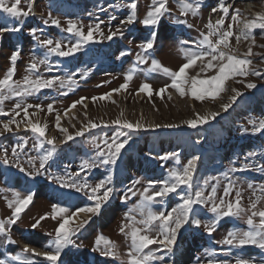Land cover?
I'll list each match as a JSON object with an SVG mask.
<instances>
[{
  "label": "rangeland",
  "instance_id": "1",
  "mask_svg": "<svg viewBox=\"0 0 264 264\" xmlns=\"http://www.w3.org/2000/svg\"><path fill=\"white\" fill-rule=\"evenodd\" d=\"M27 2L35 8H31L30 14L21 17L20 21L27 18V22L30 23L26 25L31 30L36 29L37 32L44 31V28L53 31L34 37L28 34L31 30L25 28L26 30H23L25 35L20 38L23 43L18 42V39L15 40L13 34L0 32V78H3L7 69L11 67L9 59L11 53L19 48L21 51L13 79L22 81L27 74L26 68L34 59L46 58L47 64L39 65V74L44 78L54 75L64 78L71 75L74 83L64 87H60L57 83L54 87L41 89L23 98L9 96L3 104L5 114H0V121L3 122H7L15 111H20L15 109L18 102L22 107L25 104L33 106L27 109L31 116L25 117L24 112L20 111L15 117L16 121L20 122L18 128L16 124H12L11 132L0 135V152L8 149L9 158L13 147L27 141L23 149H18L20 163L27 172L35 171L28 163V157L42 156L51 148L47 143L41 144L42 138L37 133L19 132L23 126L27 127L29 120L46 126V136L54 137L58 143L62 142L55 144L56 150L53 156L39 175L30 176L27 172L20 171L15 164L5 165L0 161V219L11 216L12 210L8 207V200L12 199L13 193L18 192L22 197L29 191L33 193L32 202L20 214L17 222L8 226L7 234H0V245L11 242L15 243V249L19 248L17 256L22 258L19 264H24L28 259H31L33 264H49L42 256L23 252L19 243L24 242L28 247L40 252L48 250L45 245L52 239V235L49 234H54L58 220L48 216L35 229L32 225L41 216L51 212L52 204L58 203L75 211L76 208L95 203L94 200L88 199L84 191L77 192L74 188L61 187L56 179H49V176L67 178L72 173L78 172L85 160H95L99 163L97 160L99 149L96 145L99 144L100 148H104L102 141L106 138L110 141L118 131L129 132L131 139L122 149L116 164L85 169L78 178L74 177L79 183L87 181L88 184L95 186L111 174L112 182L108 186L112 187L114 192L110 200L102 205L99 214L93 215L89 224L73 236L76 246L70 245L64 249L58 264H122V259L105 257L99 252L92 251L96 237L102 234L115 242L122 258L126 257L130 237L122 234L120 227L122 223L127 222L125 213L138 205L141 199L139 191L147 186L149 180L166 179L170 169L182 167L193 156L199 157L194 173L193 190L202 187L207 195L211 192L212 185H215L217 197H221L224 195V188L231 180L235 187L228 199L234 201L236 191H240L242 204L249 207L250 201L264 197V193L260 191V186L264 185V130L253 131V122L258 124L264 119V29L253 30L252 38L255 43L243 37L239 41L236 39L239 29L244 26V21L253 19L257 13L264 12V0H224L225 6L229 7L227 15L222 11L211 12L214 5H218L215 8H219V0H199L201 7L196 15L192 13L181 15L178 0H167L169 11L155 26H145L142 23L152 0H136V20L124 26H121L120 22L132 11L128 7L132 0H21L19 6L24 11L29 10ZM237 9L240 13L239 22H233L231 16ZM38 10H43L46 17L58 19L59 26L55 28L46 26L43 23L45 17L42 16L36 17L35 23L29 26L33 22L32 15L40 14ZM110 17H115V20H110ZM221 17L225 18L224 29L229 24L233 26V36L229 38V43L231 49L235 50L234 54L243 58L249 47L252 48V54L248 57L252 61L250 68L261 72L259 77L249 74L246 77L229 78L225 82L224 91L215 98L207 97L200 101L190 92L181 96L171 86V78L163 71H150L153 58L163 67L173 71L178 70L186 63L181 49H195L196 44L202 39L201 33L206 34L208 31L206 25L209 20L215 24L216 21L213 20ZM12 19L13 17L0 10V27L14 29L16 24ZM70 19L80 21L84 32H87L89 25L103 21L100 27L104 36H107L110 30L115 31L117 28H120L123 35L108 40L99 33H94L100 40L98 43H91L97 45L95 48L87 46L85 49L86 44H84L73 56L57 55L54 60H58L49 63L48 58L51 60L54 55L48 56L47 47L41 45L39 41L44 39H52L54 43L61 41L62 48L67 50V47L75 43L77 37L66 32V28H58L67 27V21ZM178 21H186V23ZM153 31L157 36L153 49L149 50L150 56L147 62L136 64V55L140 52L138 45L150 38ZM216 38V36L212 37L213 40ZM185 41L188 43H182ZM121 52L126 54L121 56ZM207 59L205 58L204 63ZM204 63L197 61L195 65L186 69V75L197 80L214 76L217 71L215 68L201 71ZM134 64L136 68L132 78L126 81V75L133 70ZM249 82L254 83L256 87L248 88L246 85ZM145 83L150 85L151 94L148 91H138ZM121 85L126 86L121 88ZM162 87L165 91L158 95ZM114 89L119 91H113ZM233 89L242 94L237 96L234 102L230 99L235 95ZM109 93L110 96L101 98ZM82 97L85 99L73 107L76 112L63 117L62 115L73 102L80 101ZM93 97L96 99L93 100ZM38 104L41 105L40 109L35 107ZM49 104L53 105L51 112L47 108ZM224 104H231V107L225 110L222 107ZM210 113H218V115L196 128L184 123L196 118L197 114L205 116ZM57 114L60 116V127L67 129L68 134L73 136L72 140H66L65 134L57 129ZM117 119L133 124L139 122L145 127L131 131L119 129L117 125L112 124V121ZM89 121L100 126L88 128L82 136H76L75 133L88 125ZM149 125H160V127H148ZM167 125L178 126L167 127ZM62 144L65 145L60 146ZM167 153H177L178 156L162 159L161 157ZM130 158H137L141 163L146 159L147 163L159 168L162 174L159 178H153V174L142 175L137 170L139 169L137 160L125 165V161ZM244 165L248 167L245 168ZM35 167H39V160ZM116 176L117 182H115ZM205 180L208 181L207 185L204 184ZM137 181L140 183H136ZM249 183L253 188H248ZM133 186H135L133 190L137 191L135 196L128 193V189ZM178 191L187 192L189 189L181 186ZM100 194L102 193H98ZM126 194L128 199L125 202L123 197ZM159 200L160 202H154L152 205L156 211H168L180 203L176 193ZM210 207L211 204L195 205L197 217L202 221L211 219L214 214L209 211ZM134 215L140 219L138 211ZM88 216L86 212L80 213L79 219H87ZM76 222L78 223L79 220ZM234 228L247 230L246 217L221 218L211 235L203 226L196 227L189 223L181 228L183 230H179L173 252H157V256H162L163 260L157 259L151 264H173L176 249H181L188 258L182 264H207L209 259H212L214 264H222V262L236 264L237 259L240 258L250 260L252 264H264V249L253 245L235 247L221 243L227 232ZM127 231L129 230L126 229ZM150 247L155 249L158 246Z\"/></svg>",
  "mask_w": 264,
  "mask_h": 264
},
{
  "label": "snow or ice",
  "instance_id": "2",
  "mask_svg": "<svg viewBox=\"0 0 264 264\" xmlns=\"http://www.w3.org/2000/svg\"><path fill=\"white\" fill-rule=\"evenodd\" d=\"M20 2L21 0H11V2L10 0H0V10L17 20L21 17H27L30 14L32 4L29 3V10L24 11L19 6ZM178 3L181 15H187L188 13L196 15L201 7L199 0H192V2H189V0H178ZM128 7L132 9V11L125 20L120 22L121 26H124L125 24L130 25L136 20V0H132ZM219 10L225 15L229 13V7L225 6L224 0H219ZM168 11L167 0H152V4L142 23L145 26H155L159 23L161 17ZM211 12H217V8L213 7ZM239 15V10H235L231 16L232 21L239 22ZM224 19V17H221L215 22V24L209 20L206 25L208 31L206 34L201 33L202 39H200L199 43L196 44L195 49H181L186 58V63L181 65L178 70L173 71L163 67L157 59L153 58L151 60L150 71H163L171 78V86L175 88L181 96L190 92L193 97L200 101L207 97L215 98L219 93L224 91L225 82L229 78L236 76L246 77L249 74L259 77L261 72L250 68L252 61L248 57L252 54L251 47H249L248 52L243 58L234 54L235 50L231 49L229 43V38L233 36V26L232 24H229L227 25V28L224 29ZM110 20H115V17H110ZM43 22L44 24H48L49 20L45 19ZM178 22L186 23V21ZM51 23L59 26L60 21L56 18H51ZM103 23V21H98L94 25H89L88 30L85 33L80 21H73L71 19L68 20L65 31L73 34L77 37V39L75 40V43L71 44L70 47H67V50L62 48L61 41H55L54 43L52 39H44L40 40L39 43L47 47L49 53H54L61 57H67L79 51L84 44L94 41L96 39L94 33H99L101 37L108 40L113 39V37L117 35H123L120 28H117L115 31L110 30L109 34L104 36L100 27ZM256 28L264 29V12L257 13L253 19L244 21V26L239 29V35L236 36L237 41L243 37L244 39H251L252 43H255L252 38V32ZM5 30L7 29L0 27V32H4ZM13 30L19 31L20 29L15 28ZM36 31V29L31 30V34L34 37L36 35ZM156 36L157 33L153 31L150 38L138 45L140 52L136 55V64H145L147 62L150 56L149 50L153 49ZM213 36H216L217 38L213 40ZM182 43L188 42L185 41ZM20 51L21 50L17 48L11 53L9 58L11 67L7 69L3 78H0V114H5L3 104L9 96L23 98L32 95L34 92H39L41 89L54 87L57 83H59L60 87H64L65 85L70 86L74 83L71 75L64 78L58 75L44 78L41 74H39V65L47 64L46 58L41 60L34 59L26 68L27 74L23 77L22 81L13 79L16 70L15 65L20 55ZM125 54V52L120 53L121 56H124ZM205 58H208L206 63H204ZM197 61L204 63L201 71L215 68L217 70L216 74L206 79L199 80L195 77H188L186 75V69L195 65ZM214 61L216 63H213ZM136 64L133 65V70L129 71L126 75V81L132 78ZM48 70L50 71V69ZM125 86L126 85H121L120 87L124 88ZM185 86H187V88ZM246 86L248 88L256 87V85L251 82L247 83ZM113 91H119V89H114ZM138 91H148L149 94H151L150 85L145 83ZM164 91L165 88L162 87L157 94L159 95ZM233 91L235 92V95H233L230 99L234 102L237 96L242 94L235 89H233ZM107 96H110V93L105 94V96H102L101 98L103 99ZM83 99L85 98L82 97L80 101L73 102L70 107H75L76 104L81 103ZM95 99L96 98L93 97V100ZM29 107L33 106L25 104L22 107L19 102L15 105V109L23 111L25 117H28L29 115L27 110ZM35 107L40 109L41 105L38 104L35 105ZM222 107L227 110L231 107V104H224ZM47 108L49 112L53 111L52 104H49ZM20 111H15L14 115H12L7 122L0 121V124H2L0 135H3L5 132H11L12 124H16L17 128L19 127L20 122L16 121L15 117L20 114ZM217 115L218 113H210L205 116L197 114L196 118L184 121V123L192 128H196L198 125L207 123L210 119H215ZM112 124L117 125L119 129H128L130 131L139 130L145 127L139 122L133 124L128 121L121 122L119 119L112 121ZM253 124V131L264 130V119L260 120L258 124L256 122H253ZM99 126L100 125L89 121L88 125L76 132L75 135L82 136L84 131L88 128H96ZM176 126L178 125H167V127ZM27 127L42 138L40 141L41 144L47 143L48 145H51V148L42 156L28 157V163L33 166L35 170L34 173L27 172L19 160L20 153L18 152V149H23L27 141L17 144L11 149V158H9L8 149H3V151L0 152V161H2L5 165L15 164L20 171L27 172L30 176L33 174L39 175L41 174V170L45 169L48 160L53 156V153L56 150V145L54 143L55 138H48L46 136V126H41L38 123H32L29 120ZM56 127L65 134L66 140L73 139V136L68 134L67 129L60 127L59 114L56 116ZM148 127H160V125H149ZM130 139L131 136L129 132L118 131L110 138V141L107 138L102 141L104 148H100L99 144L96 145L99 149L97 152V160H99V163L95 160H85L82 163L80 170L76 173H72L67 178L49 176V179H56L61 187L74 188L77 192L84 191L85 195L88 196V199L94 200L95 203L91 206L76 208L75 211H72L70 208L62 206L58 203L52 204L51 212L41 216L32 225L35 229L41 221L46 219L48 216L54 220H58L54 234H49L52 235V239L45 245V248L48 250L44 252H37L36 249L29 248L26 245L23 248V252L32 253L36 256H42L49 262V264H58L63 250L70 245L76 246L73 236L89 224L93 215L99 214L102 205L106 204L110 200L114 189L108 186L112 182L111 174L105 177L104 180L96 183L95 186L88 184L87 181L79 183L78 179H74V177L78 178L80 173L85 169L116 164L122 149L125 148ZM249 155L253 154L249 153ZM177 156V153H167L161 158L168 159L169 157ZM198 159L199 157L193 156L182 167L170 169L166 179L159 181L149 180L147 181V186H145L142 191H139L141 199L138 205L129 209V211L125 213V221L127 222L122 223L120 227V232L130 237V245L128 247L126 257L122 258L118 245L102 234L96 237L95 245L92 251L99 252L105 257L122 259V264H151L152 261L157 259L163 260L162 256H157V252H173V248L177 241V234L185 225L191 223L196 227L203 226L206 232L211 235L217 228L220 219L224 217H233L237 219L246 217V224L248 225V228L243 231L235 228L229 230L221 243L235 247L253 245L264 249V197L250 201L249 207H245L242 204V193L240 191H236V198L234 201L228 199L232 189L235 187L231 180H229L228 186L224 188V195L221 197H217L215 185H212L211 192L207 195L203 191L202 187H198L193 190V179ZM37 160H39L38 168L35 167ZM244 167L247 168L248 165H244ZM136 183H140V181H137ZM207 183L208 181L205 180L204 184L207 185ZM181 186L186 187L189 191H178L181 189ZM134 187L135 186L128 189V193H131L133 196L137 194V191L133 190ZM248 188H253V185L249 183ZM260 191L264 193V185L260 186ZM89 192L91 193L90 195ZM98 193L102 194L98 195ZM172 193H176L179 196L180 203L168 211H156L153 209L152 205L154 202H160L159 198L167 197ZM127 199L128 196L126 194L123 197V200L126 202ZM32 200L33 193L31 191L23 197L18 192L13 193L12 199L8 200V207L12 210L11 216L6 219H0V234L8 233V226L17 222L20 214L28 207ZM208 204H211L209 211L214 215L211 219L202 221L197 217L194 206ZM137 211L140 214V219H137L136 215H134ZM85 212L89 214L88 218L80 220L79 214ZM77 220H79L78 223L76 222ZM126 229L129 231L126 232ZM152 245H157L158 247L153 249L150 247ZM14 259L20 260L21 258L20 256H16ZM0 264H4V261L0 260ZM24 264H33V261L28 259L24 261ZM207 264H214V261L209 259ZM222 264H226V262H222ZM236 264H252V262L250 260L240 258L237 259Z\"/></svg>",
  "mask_w": 264,
  "mask_h": 264
},
{
  "label": "bare ground",
  "instance_id": "3",
  "mask_svg": "<svg viewBox=\"0 0 264 264\" xmlns=\"http://www.w3.org/2000/svg\"><path fill=\"white\" fill-rule=\"evenodd\" d=\"M75 112H76V110L73 107H69L62 116L65 117L67 115L74 114ZM25 127L26 126H23V129H29V128H27V127L25 128ZM135 160H137L136 162L139 165V170H141L145 173L153 174V176H155V177H158L162 174L161 170L159 168H155V166H153L151 163L143 164L137 158L136 159L130 158V159L126 160L125 165L127 166L128 164H131V163L135 162ZM181 230H183V229H181ZM37 252H40V251H37ZM61 257H62V255H61ZM173 260H174L173 264H182L184 261H187L188 258L185 257V255H184V253H182L181 249H176L174 252Z\"/></svg>",
  "mask_w": 264,
  "mask_h": 264
},
{
  "label": "trees",
  "instance_id": "4",
  "mask_svg": "<svg viewBox=\"0 0 264 264\" xmlns=\"http://www.w3.org/2000/svg\"><path fill=\"white\" fill-rule=\"evenodd\" d=\"M27 4H28V2H27ZM41 12L44 13L43 10H41ZM44 17H45V18H43V21H44L45 19L49 20V23H48V24H45V25H46V26H49V27H51V28H55L56 25H54V24L51 23V18H53V17H50V16H49V17H46V16H45V13H44ZM38 18H41V17H38ZM43 23H44V22H43ZM52 31H53V30H51V29L44 30V31L41 30V31H39V32L36 31V35H35V36H39V35H42V34H44V33H48V32L50 33V32H52ZM85 33H86V32H85ZM29 34H30V36H33V35L31 34V32H30ZM99 41H100V40L96 38L94 41L87 43L86 46H85V48H86L87 46H88V47H93V46L96 47L97 45H92V44H93V43H98ZM91 43H92V44H91Z\"/></svg>",
  "mask_w": 264,
  "mask_h": 264
}]
</instances>
